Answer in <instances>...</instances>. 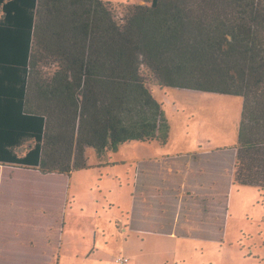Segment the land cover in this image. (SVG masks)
Here are the masks:
<instances>
[{"label":"trees","instance_id":"16d2710c","mask_svg":"<svg viewBox=\"0 0 264 264\" xmlns=\"http://www.w3.org/2000/svg\"><path fill=\"white\" fill-rule=\"evenodd\" d=\"M141 1L0 0V165L69 176L88 148L165 144L151 86L175 88L243 99L232 182L264 192V0Z\"/></svg>","mask_w":264,"mask_h":264},{"label":"rangeland","instance_id":"374dc122","mask_svg":"<svg viewBox=\"0 0 264 264\" xmlns=\"http://www.w3.org/2000/svg\"><path fill=\"white\" fill-rule=\"evenodd\" d=\"M151 88L165 144L88 148L69 176L0 165V264H264V192L231 180L243 99Z\"/></svg>","mask_w":264,"mask_h":264},{"label":"built area","instance_id":"2783aa9c","mask_svg":"<svg viewBox=\"0 0 264 264\" xmlns=\"http://www.w3.org/2000/svg\"><path fill=\"white\" fill-rule=\"evenodd\" d=\"M116 262H117V263H119V262H120V263H122V262H123V263H127L128 260H126V259H125V260H124V259H122V260H121V259H117Z\"/></svg>","mask_w":264,"mask_h":264},{"label":"crops","instance_id":"0c3cea01","mask_svg":"<svg viewBox=\"0 0 264 264\" xmlns=\"http://www.w3.org/2000/svg\"><path fill=\"white\" fill-rule=\"evenodd\" d=\"M232 180V179H231ZM173 191V190H172Z\"/></svg>","mask_w":264,"mask_h":264}]
</instances>
